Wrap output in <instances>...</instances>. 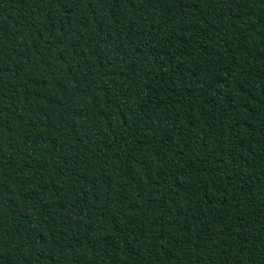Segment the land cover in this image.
I'll use <instances>...</instances> for the list:
<instances>
[{"label": "trees", "instance_id": "16d2710c", "mask_svg": "<svg viewBox=\"0 0 264 264\" xmlns=\"http://www.w3.org/2000/svg\"><path fill=\"white\" fill-rule=\"evenodd\" d=\"M0 264H264V0H0Z\"/></svg>", "mask_w": 264, "mask_h": 264}]
</instances>
